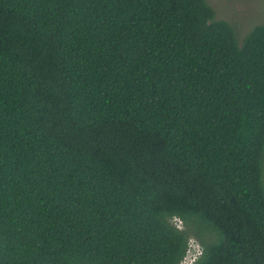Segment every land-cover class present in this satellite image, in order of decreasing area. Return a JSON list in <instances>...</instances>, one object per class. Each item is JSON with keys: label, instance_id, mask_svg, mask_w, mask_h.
Returning a JSON list of instances; mask_svg holds the SVG:
<instances>
[{"label": "trees", "instance_id": "trees-1", "mask_svg": "<svg viewBox=\"0 0 264 264\" xmlns=\"http://www.w3.org/2000/svg\"><path fill=\"white\" fill-rule=\"evenodd\" d=\"M0 264H264V23L0 0Z\"/></svg>", "mask_w": 264, "mask_h": 264}, {"label": "rangeland", "instance_id": "rangeland-1", "mask_svg": "<svg viewBox=\"0 0 264 264\" xmlns=\"http://www.w3.org/2000/svg\"><path fill=\"white\" fill-rule=\"evenodd\" d=\"M206 2L214 10L217 20H224L233 27L238 43L243 41L253 27L264 23V0H206Z\"/></svg>", "mask_w": 264, "mask_h": 264}, {"label": "clouds", "instance_id": "clouds-1", "mask_svg": "<svg viewBox=\"0 0 264 264\" xmlns=\"http://www.w3.org/2000/svg\"><path fill=\"white\" fill-rule=\"evenodd\" d=\"M191 242H189L188 258H186V261L189 260V259H193V257H196L198 255V253H199L198 246L194 243V247L192 248L193 242L192 243Z\"/></svg>", "mask_w": 264, "mask_h": 264}]
</instances>
